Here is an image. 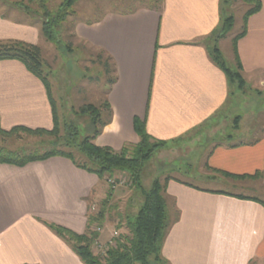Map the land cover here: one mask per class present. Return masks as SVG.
<instances>
[{"label":"crops","instance_id":"obj_1","mask_svg":"<svg viewBox=\"0 0 264 264\" xmlns=\"http://www.w3.org/2000/svg\"><path fill=\"white\" fill-rule=\"evenodd\" d=\"M258 1L261 10L249 18L247 33L236 46L241 76L250 88L255 82L256 88L264 86V0ZM162 5V12L142 7L75 24L76 40L106 53L116 69L117 80L106 97L113 116L95 141L100 147L121 151L138 144L135 119L145 121L147 132L159 141L182 139L232 102L233 86L208 52L227 16L226 0H164ZM13 7V13L22 11L30 18ZM6 8L0 5V42L35 44L39 30L31 21L6 14ZM232 58L236 68L234 51ZM42 83L20 61H0L2 129H53L52 105ZM262 131L245 141L237 140L245 136L238 128L227 142L214 143L207 151L198 179L232 191L198 188L174 178L168 182L166 197L177 219L161 251L166 264L264 261V200L248 195L264 188V125ZM220 172L261 175L238 180ZM105 185L65 157L24 167L0 164V264H83L50 225L85 234L89 201L94 195L105 200ZM107 224L100 242L113 234L106 231Z\"/></svg>","mask_w":264,"mask_h":264},{"label":"trees","instance_id":"obj_2","mask_svg":"<svg viewBox=\"0 0 264 264\" xmlns=\"http://www.w3.org/2000/svg\"><path fill=\"white\" fill-rule=\"evenodd\" d=\"M31 4V9L24 0L16 5L27 14H35L42 16V35L49 42L59 43V37L56 32L60 26L66 23L69 17L75 14V6L83 0H62L61 4L54 11L49 10L52 0H27ZM250 6V9L245 13L244 25L242 33L233 38V51L236 58L237 67L231 69L225 64L218 41L225 38L232 30L234 25V17L226 16L223 18L217 36L212 40L215 45H209L208 52L215 64L225 73L229 83L237 90L243 91L246 87V82L241 76V64L237 55V41L244 37L247 33V24L249 18L261 10L262 4L258 0H241ZM227 2V0H226ZM164 0H149L148 4L144 5L149 10L162 12ZM35 7V8H34ZM133 12V11H132ZM37 17V16H36ZM110 59V57H109ZM17 60L23 63L29 72L38 77L45 85L47 96L52 105L54 127L52 130L37 129L32 130L25 127H15L9 131L1 128L0 137L11 138L17 133H25L32 136H48L52 138L50 149L42 154L39 152L25 153L24 151H11L4 147H0V164H10L18 167H24L31 162L44 161L50 157L60 156L70 159L79 169H83L88 173L95 174L99 180L107 181L110 178L116 177L118 174L126 175L128 182L133 189L140 188L141 177L145 169V165L153 157L156 150L163 148L166 145L165 141H159L153 138L146 128L145 121L135 119V131L140 140L136 145H126L121 151H116L111 147H100L95 141L102 134V130L111 122L113 116L112 108L108 101L103 105L106 109L107 119L104 120L103 110L95 107L92 104L81 106L79 110L73 109L72 112L76 118L68 119V122H63L59 119L57 104L52 96L51 84H49L48 75L45 74V64L42 59V51L37 45L24 42H0V61ZM105 73L108 78L109 86L112 87L116 78V69L112 70L115 74L114 78H110L112 71L105 64ZM240 118H235L234 125L238 124ZM85 120L86 124L82 125L79 121ZM238 127V125H237ZM236 127V128H237ZM80 156L83 161H78L75 155ZM226 177L234 179H257L261 174L235 176L225 172H220ZM171 177L157 178L153 181L151 188L145 193V204L138 210L135 215L126 217V224L129 233L119 234L115 240V248L110 247L106 256L96 255L93 251L94 241L99 240L100 233L96 229L103 228L105 216L113 198L115 186H111L107 191V197L101 204L102 208L97 214H89L88 227L85 234H77L69 229L50 225V228L60 238L67 243L73 251L81 258L83 264H166L167 261L163 258L162 250L166 238L170 232L171 226L177 219V212L168 205L166 197L167 184ZM116 180V179H115ZM119 180H116V183ZM245 198V196H237ZM247 199V198H246ZM254 199V198H248ZM255 200V199H254ZM170 208V212H169ZM174 213V216L170 214ZM123 224L119 229L123 228Z\"/></svg>","mask_w":264,"mask_h":264},{"label":"rangeland","instance_id":"obj_3","mask_svg":"<svg viewBox=\"0 0 264 264\" xmlns=\"http://www.w3.org/2000/svg\"><path fill=\"white\" fill-rule=\"evenodd\" d=\"M23 0H0V5L7 7L4 12L12 13L15 18L20 20L31 21V27H35L40 32V38L34 45H37L42 51V59L45 64V74L48 75L49 84H51L52 96L57 104L59 119L61 124L68 122L69 118L74 120L76 117L72 110H79L81 106L92 104L103 110L104 120L107 119L106 109L103 105L107 102V93L109 83L107 74L105 73V64L112 71L115 68L112 59L106 56V53L99 52L91 46L86 45L76 40L74 27L79 21L90 22L93 19L102 18L109 12L129 13L144 7L149 0H83L79 2L75 8V14L62 24L56 34L59 37V43L49 42L42 35V16L30 14V18L25 13L20 11L19 14L13 13V6ZM62 0H52L49 10H55L59 7ZM31 9V4L24 0ZM35 8V7H34ZM226 15L234 17V25L232 30L218 44L225 64L231 69H235L232 63L233 58V38L242 33L244 25L245 13L250 9V6L241 0H227ZM209 45L213 47L215 41L210 39ZM115 74H110V78H114ZM249 85V83L247 84ZM245 87V92L242 94L234 86V96L232 102L226 111L213 121H208L205 124L198 126L182 139H174L165 141L166 145L154 152L153 157L149 160L143 171L141 179V187L133 189L128 177L123 174H118L114 179L123 182L122 185H117L115 192V201L111 200L108 204V210L105 218L107 229L112 230V233L118 232L121 234L129 233L126 224V217L135 215L138 210L145 204L146 196L153 181L157 178L171 177L189 184L198 186V188H213L224 191H232L229 186L220 185L218 183L206 182L198 179V175L203 174L204 163L206 161L207 151L212 144L218 142H227L228 136L235 132L238 128L245 136L237 140L251 141L253 136H257L262 131L264 125V86L258 87L257 82ZM235 118H240L238 127L234 125ZM82 125L86 124L85 120L79 121ZM50 137H38L25 133H17L11 138L0 137V147H4L11 151H24L25 153L39 152L44 153L50 149ZM78 161H83L80 156L75 155ZM113 178V177H112ZM110 178V179H112ZM106 190L108 193L111 186L105 181ZM259 189V188H258ZM264 188L257 190V193L248 195H256L264 200ZM131 191L134 193L131 195ZM262 191V192H261ZM102 193V192H101ZM107 195V194H105ZM168 205L172 207V200L167 199ZM104 200H100L98 195H94L90 201V214H97ZM114 202V203H113ZM169 208V212H170ZM174 216V213H169ZM104 223V224H105ZM123 228L119 229L121 225ZM104 228V226H103ZM113 228V229H112ZM102 229V228H101ZM113 236V234H112ZM111 236V237H112ZM111 239V238H110ZM109 241V240H108ZM100 242V241H99ZM105 243V242H101ZM94 254L96 251L93 249ZM254 264H264L263 262Z\"/></svg>","mask_w":264,"mask_h":264},{"label":"built area","instance_id":"obj_4","mask_svg":"<svg viewBox=\"0 0 264 264\" xmlns=\"http://www.w3.org/2000/svg\"><path fill=\"white\" fill-rule=\"evenodd\" d=\"M107 182L109 184H115V187L117 185H122L123 182H119V183H116V180L114 178L112 179H108ZM98 231V233H101V229L98 228L96 229ZM119 237V233L116 231L113 233V236L111 237V239L109 241H106V243H101L99 242V240L97 241H94L93 243V249L96 251V255H102V256H106V253L108 251V249L110 247H114L115 248V244H116V239Z\"/></svg>","mask_w":264,"mask_h":264}]
</instances>
